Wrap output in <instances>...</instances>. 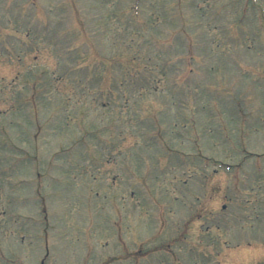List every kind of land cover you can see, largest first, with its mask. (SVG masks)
Listing matches in <instances>:
<instances>
[{"label":"rangeland","instance_id":"374dc122","mask_svg":"<svg viewBox=\"0 0 264 264\" xmlns=\"http://www.w3.org/2000/svg\"><path fill=\"white\" fill-rule=\"evenodd\" d=\"M0 264H264V0H0Z\"/></svg>","mask_w":264,"mask_h":264}]
</instances>
